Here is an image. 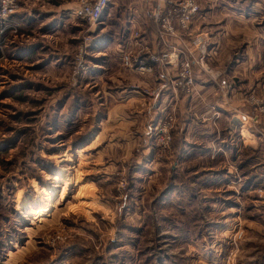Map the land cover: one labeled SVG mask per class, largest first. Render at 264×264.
Wrapping results in <instances>:
<instances>
[{
    "label": "rangeland",
    "instance_id": "rangeland-1",
    "mask_svg": "<svg viewBox=\"0 0 264 264\" xmlns=\"http://www.w3.org/2000/svg\"><path fill=\"white\" fill-rule=\"evenodd\" d=\"M87 1L0 0V264H264V63L219 85L230 116L247 108L245 139L210 97L196 134L177 66L141 75L117 48L130 29L128 50L134 31L157 49L158 0H111L97 27L72 18ZM194 1L188 58L213 0Z\"/></svg>",
    "mask_w": 264,
    "mask_h": 264
},
{
    "label": "crops",
    "instance_id": "crops-1",
    "mask_svg": "<svg viewBox=\"0 0 264 264\" xmlns=\"http://www.w3.org/2000/svg\"><path fill=\"white\" fill-rule=\"evenodd\" d=\"M262 3L264 4V0ZM209 5L206 14L198 17L195 23L198 21L201 23L198 27L202 29V46L208 54L207 67L211 70V76H206L205 73H200L197 69L195 72L193 71L194 87L190 97L188 96L190 104L193 105L192 115L194 119L191 122L196 124L200 116L209 113L208 108H204L199 99L205 100L210 97L212 100L211 108L215 111L214 113L219 115H216L217 118L227 115L235 118L237 123L238 121L241 122L242 127L239 132L244 138L243 132L246 127L244 121L241 120L246 117L245 110L247 108L239 107L236 115L230 116L225 109L226 100L221 99L223 91L221 94L219 85H229L235 82L245 86L246 84H255L258 81L256 76L260 73L261 65L264 63V37L256 30L258 26L254 21L259 13L258 7L261 6V3L257 0H236L234 2L231 0H213ZM237 6L243 8H237ZM134 22V28L136 25L139 26L136 20H132L130 23ZM115 36L118 51L121 53L131 39L130 29L129 31L126 30L125 34ZM149 38L155 41L153 34H150ZM243 71H247L246 77H242ZM244 96L245 98L238 100H245L247 93ZM184 100L185 97H181L180 94V102L182 103ZM197 130L199 129L196 124L193 132L199 134L200 131ZM200 135L203 137V134ZM203 138L208 139L209 135H205ZM249 138L252 137L249 136L248 140Z\"/></svg>",
    "mask_w": 264,
    "mask_h": 264
},
{
    "label": "built area",
    "instance_id": "built-area-1",
    "mask_svg": "<svg viewBox=\"0 0 264 264\" xmlns=\"http://www.w3.org/2000/svg\"><path fill=\"white\" fill-rule=\"evenodd\" d=\"M110 1L88 0L71 12L72 18L81 24L97 27L99 24L101 25ZM199 13L200 8L194 0H158L149 13L150 21L155 27L154 36L157 41V49L155 50V48L153 49L149 44H146L142 40L140 32L134 31L135 37L132 33L135 40L132 45L134 51L132 48L129 50L126 47L124 48L121 54L122 64L141 75L152 74L155 67L159 65H175L177 66V74L173 79V84H171L173 91L175 93L192 92L194 87L193 64L200 65L207 59L208 54L202 46V32H198L191 41V45L198 55L193 56L190 53L188 58L187 53L184 51L186 46L183 35ZM166 37L176 38L177 43L170 46L165 42ZM160 88H166L165 84L161 85ZM159 93L160 91L157 89L151 92L150 95L158 96ZM258 112L264 113L262 105H259Z\"/></svg>",
    "mask_w": 264,
    "mask_h": 264
}]
</instances>
